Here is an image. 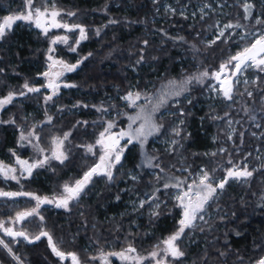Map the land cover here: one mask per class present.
I'll return each mask as SVG.
<instances>
[{"label": "trees", "instance_id": "obj_1", "mask_svg": "<svg viewBox=\"0 0 264 264\" xmlns=\"http://www.w3.org/2000/svg\"><path fill=\"white\" fill-rule=\"evenodd\" d=\"M168 1L184 0H54L55 7L65 11V14L76 11L75 16L66 14L64 19L79 23L88 30L87 40L73 46L76 51H70L69 47L62 49V57L69 63L83 59L79 69L69 78L76 84V89H68L58 98L62 108L57 113L50 112L53 116L51 122H44L37 129L40 143L46 148L51 146L54 137L72 132L66 143L70 157L64 163L52 161L36 170L31 178L19 183L0 178V191L34 192L43 197L61 194L65 184L82 179L84 173L96 164L99 152L97 157L88 155L82 146L96 142L102 131L101 119L94 117L89 109L68 114L72 100L96 105L112 97L113 111H116L127 108L121 104L117 94L125 95L131 91L138 78L139 91L157 93L170 80L179 82L207 71L209 76L203 79V83L193 81L188 85L187 92L173 97L155 113L156 122L163 127L160 133L149 139L147 146L159 157L155 163L160 161L161 165L152 169H156L159 175L165 173L185 178L189 173L181 169L190 168L195 173L203 167L205 170L216 168L214 176L218 179L225 177V170L232 167L229 159L233 164L242 166L249 162L250 171L256 169L259 161L261 164L253 171V176L247 178V182L229 179L224 190H218L216 199L207 206L205 220H198V227L186 230V234L177 241L185 255L174 261L171 257L168 259L172 264H254L264 255V72L247 73L251 82L237 88L239 100L233 103L235 109L227 102H222L218 107L211 105L205 98L210 77L241 47L234 39L233 44L221 41L212 46L204 44V41L208 36L207 24H213L216 20L225 25H240L227 29L228 35L234 32L233 38L242 30L247 29L248 33L255 29L264 30V23H256L258 18L264 20V0H249L248 3L254 7L247 19L244 3L230 5L223 13L215 3L204 21L198 19L202 14L171 17L173 13L163 7ZM187 1L191 5L194 3V0ZM52 2L48 0L49 8ZM42 4L43 0H37V6ZM22 7V0H0V22L3 17ZM113 20L116 23H110ZM211 32L214 35L215 28ZM52 35L30 31L26 24L18 22L0 40V68L4 69L0 73V98L9 91L24 90L21 86L25 81L33 85L37 74L46 65ZM144 41L148 42L147 45ZM137 72L139 75H136ZM256 75L259 79L254 82ZM151 82L152 85H149ZM248 90L252 92L251 97ZM43 97L42 94L28 95L24 103L13 101L2 112L0 159L3 152L11 155L10 148H16L19 126L25 123L26 114L36 109L37 103L43 102ZM176 100L180 101L179 105H173ZM177 108L182 109L184 114L162 117L165 110ZM232 116L241 118V125L231 143L227 119ZM179 117L184 122L179 125L183 129V139L179 137L182 147L177 145L173 152H169L158 146V153H154L153 139L173 137L171 130L177 127ZM9 120H15V123H8ZM119 122L125 125L127 120L121 118ZM222 145L226 146V151L212 156V151ZM257 150L260 152L259 159ZM132 152L133 155L130 154ZM138 163L139 153L130 148L115 169L114 179L109 181L103 175H94L80 198L71 201L68 210L41 206L38 214L17 221L16 214L30 211L36 201L20 198L16 201L0 196V222L6 228L16 226L17 229L13 231H24L29 237L27 240L23 237L13 239L0 230L2 239L23 264L71 263L70 257L61 260L52 252L47 237L34 239L41 232H47L60 251L76 253L81 264H100L98 260L89 258L99 256L101 249L105 253L120 252L129 244L136 248L138 254L149 255L157 243L177 229L182 210L176 206L177 201L170 197L174 188L163 189V181L151 175L148 168L140 170ZM133 169H139L138 180L129 177ZM156 188L161 191L156 192ZM148 196H152L149 201L153 204L160 203L158 217L150 215L151 205L148 203L139 210L128 208L129 201L146 199ZM154 196L159 200H154ZM0 264L18 262L0 246ZM143 264H154V261L148 259Z\"/></svg>", "mask_w": 264, "mask_h": 264}, {"label": "snow or ice", "instance_id": "obj_2", "mask_svg": "<svg viewBox=\"0 0 264 264\" xmlns=\"http://www.w3.org/2000/svg\"><path fill=\"white\" fill-rule=\"evenodd\" d=\"M23 8L18 10L14 14L7 15L3 17L2 22H0V40L4 39L9 31H11L13 24L17 21H26L30 23H34L36 28L42 29V32L45 36L48 35V32L52 28H64L67 31L71 32L74 30H79V39L74 41L75 45H79L81 40L87 39L86 29L79 25L73 24L69 25L67 23H61L57 18L61 17L62 10H58L55 7L54 0L52 2L51 8H49L48 0H43L42 6H37V0H22ZM254 5L248 3L245 0L243 4L244 12H245V19H247L252 14V9ZM69 16H74V12L66 13ZM110 23H116V21H110ZM257 24L264 23V20L257 19ZM233 27H240L239 24L233 25L231 23L224 26L225 29H230ZM97 34H99V30H97ZM220 36H224V30L220 31ZM179 39L183 40V37ZM50 43L55 45L57 43L62 44H69V37L65 36H56L54 39H51ZM147 41H144V44L147 45ZM70 51H76V48L72 45H69ZM54 49L50 47L48 49L49 55L48 59L52 61V65H59L61 70L54 73V78H50L46 84V87L52 89V95H48L45 97V101H50L53 99V95H55L60 88V84L56 81L59 77L63 76L65 72H72L74 71L78 64H68L62 60H53L52 53ZM264 34L260 35L250 46L243 48L242 51L238 52L236 55H233L229 58L228 61L220 65V71L213 73L212 75L219 80L221 73L228 67V65H232L233 67V75L236 73L243 72L246 68L254 67L261 72H264ZM141 60H143V56H141ZM233 61L235 64L233 65ZM79 63V62H78ZM140 63V61H137ZM52 65H49L51 68ZM4 69L0 68V73H2ZM45 77H49V72H44L42 74ZM209 73L207 71L200 73L196 76H189L185 79L176 82L174 80L168 81L166 85L162 87L161 92L156 96L155 102L153 103L152 98L148 97L147 95L137 91L131 92L129 91L122 99L128 102L129 107L137 106L140 108V113H137L136 116H129L128 119L130 123L128 124L127 130L120 129L118 132H112V129L117 127L115 121H108L106 123V127L104 131L99 134L94 145L89 144L86 145V150L93 155L97 153L94 149L98 148L99 155H98V162L92 166L89 171L84 173L82 179L76 180L73 185L65 184L63 186V191L58 198L54 200L48 198H41L39 196H34L32 193H10V192H2L0 191V196L12 197L17 195H25V196H32L33 199L36 200V207L31 209L27 212H18L16 214V220H22L27 216H32L37 214V210L39 209L40 205L43 203H54L57 207H63L67 209L71 201L78 200L81 194L84 192L85 186L92 180L94 175H103L109 181L114 179L113 169L116 168L117 165L121 164L123 154L128 145L133 144L134 142L139 144L141 148L142 155L144 159L142 160V165L147 167H159V164L153 165V160H158L159 157L151 156L147 152H144V145L148 141L150 136H154L160 133L163 125L157 124L154 119L155 113L159 112L162 107H165L169 100L173 97H180L185 92L188 91V85H190L193 81L198 83H203V79L208 77ZM247 83V81H245ZM227 85V86H225ZM76 85L64 84V87H75ZM22 89L19 92L9 91L8 94L2 98H0V110H3L7 105L13 103L14 99L17 96H25L28 93H37L40 92V88L30 86L28 81H25L24 84L21 86ZM221 87L223 88V95L226 99H232V85L227 81H222ZM144 96V99L152 105L151 111L147 115H142L144 113L146 105H137V101ZM248 96H252V92H248ZM176 104H179V100L175 101ZM191 103V101H189ZM97 111H107L106 109L97 108ZM183 111L180 112V115H183ZM227 116L228 113H225ZM220 117H212V119H218ZM255 119V117H253ZM52 117H48V122H51ZM141 121L139 126L133 128V124L136 121ZM3 123V121H0ZM8 123H15V120H9ZM81 123V122H78ZM87 123V122H83ZM184 122L183 120L180 121V125ZM231 121H229V124ZM172 134L175 137H181V132L183 129L177 125L172 130ZM71 135L70 132L64 133L63 137H54L52 139V149L51 155L45 156L44 159L37 160L33 163H29L27 160H21L19 157L16 158V163L21 166L22 172H27L30 176L32 174V170L37 167H43L46 163L50 160L55 159L58 160L60 163H63L64 160L67 159V155L65 154L64 144L65 141L69 139ZM30 137H35L36 140H39V136L35 133V131H30L25 135L23 130L20 132V141L29 140ZM241 140L243 138V133H240ZM126 142L124 145H121V140H125ZM183 139V137H181ZM228 139H232V135L229 134ZM172 149H174L177 145H180V141L178 139H173L171 142ZM182 147V145H180ZM33 147L36 149L37 152L43 153L45 149L41 148L39 144H34ZM226 151L225 149L221 148L220 152ZM15 156V152L12 153ZM205 155H208L205 153ZM212 156L217 155V153H211ZM250 155V153H249ZM228 163L232 165V167L226 169V176L220 179L218 182L214 176L216 168H212L210 170L201 169L200 175L198 180H193L191 183H187V178L181 179L180 177L171 178L174 180L172 183H164L163 189L174 188L178 191L175 194V200L177 201L176 206L181 208V218L177 221V229L169 235L167 238L161 240L154 246V250L149 254L148 257H143L139 255H130L132 253H136V248L133 247L131 244L128 245L127 248L122 249L120 252H110L105 253L102 249L100 250L99 256H93L89 259L91 260H98L100 264H111L109 257H116L121 262H132L134 261L135 264H142L144 260H155V264H172V261L168 259L171 257L172 260H177L182 258L185 253L181 250L177 241H180L181 238L186 234V230H192L198 227L196 223L198 220L204 219V213L207 210V206H210V202L214 201L218 195V190L223 191L225 188V184L228 183V180L235 179V180H244L247 182V178L253 176V171L256 169L249 170L247 164H244L243 169L240 168L239 164H233L232 160L229 159ZM163 171V169H161ZM16 169L4 164L0 161V174L4 175L6 178L9 176L10 173H15ZM11 179H17L16 175H12ZM132 179H136V177H132ZM160 177H157L159 180ZM186 185V188H185ZM156 192L161 191L160 188L155 189ZM119 196L116 197L119 200ZM154 200H159L158 197L154 196ZM148 203L151 205L150 215L153 217H158L160 212L158 211L160 208V203H152L148 200H141L139 202V206L137 210L143 208L145 204ZM0 230H3L4 234L7 236L12 237L15 239L16 237H23L24 239H29L28 235L24 231H13L12 228L4 227V223L0 222ZM203 230V229H201ZM41 236H45L48 238L49 245L51 247L52 252L59 257L61 260H64L66 257H70L72 264H81L79 257L74 252L65 253L60 251L56 244L53 242L52 237L47 232H41L39 235L34 237L35 240H39ZM163 245V247H161ZM0 246L5 248L9 254L13 256L18 264H23L20 260L18 255L13 253L9 244L6 243L3 239H0ZM163 253V255H161ZM223 255V253H221ZM159 257V259H157ZM254 264H264V255L260 256Z\"/></svg>", "mask_w": 264, "mask_h": 264}, {"label": "rangeland", "instance_id": "obj_3", "mask_svg": "<svg viewBox=\"0 0 264 264\" xmlns=\"http://www.w3.org/2000/svg\"><path fill=\"white\" fill-rule=\"evenodd\" d=\"M247 2H250V1L247 0ZM215 3L218 5L219 8H221L220 13H223V10L226 9L227 7H229L230 5L231 6H233V5L234 6H239L241 3H245V0H204V1L203 0H194V3L192 5L189 4V1L186 2V0H184L183 2H180V1L179 2L178 1L177 2L168 1L166 4L163 5V7L166 9V11H168L170 13H173L171 15V17H174V15H177V17H186L189 14H191L193 17H195V16H198V15L202 14L201 15L202 17L201 18L199 17L198 19L201 20V21H204V17L209 16L208 12L213 9ZM56 9L61 10L59 8H56ZM16 12H12L10 14H14ZM71 12H74L76 14V11H71ZM64 17H67V15L65 14V11L62 10L61 17L57 18L61 23H67L69 25L79 24V23H72L71 21L69 22L66 19H64ZM70 17H73V16H70ZM258 19H260V18H258ZM18 22L21 23L22 25L26 24L30 31H40L41 33H43L42 29L36 28L34 23H30V22H26V21H17L15 24H17ZM15 24H13V26ZM79 25H81V24H79ZM207 25L208 26H207L206 33L208 34V36H207L206 40L204 41V44H206L208 46H212V45H214L217 42L220 43L221 41H224L226 43H232L233 39H234L235 42L240 44V47H241L240 51H242L243 48H245L247 46H250V44L253 43L260 35L264 34V30H262V29H255L254 31H252L250 33H248V31L246 29V30H242L239 34H237L236 38H233L234 37V32H231L228 35L227 29L224 28L225 24H221L220 20L219 21L216 20V22H214L213 24H207ZM81 26H83V25H81ZM213 28H215V30H216V33L214 35L212 34L213 32H211ZM221 30H224V36H220V31ZM54 32H57V33H54ZM51 33L53 34L51 39H54L56 36H65V35H67L69 37V44L57 43L55 45H52L51 43H49V47L47 48V51H48V49L50 47H52L54 49V51L52 53H50V55H52V57H53V60H62L65 63H68V64H78V66H77V68L74 71L65 72L63 74V76L59 77V79L56 82L60 84V88L58 89L57 93L55 95H53V99L46 102L45 101V97L48 96V95H52V89L47 88L46 84H47V82H48V80L50 78H54V73H56V72L61 70L59 65H52V61H50L48 59V55H49V52H48V54H47V62H46L45 67L43 68V70L41 72H39L37 74V79L35 80V82H33V85H30V86H33V87L40 88V92L28 93L25 96H17L14 99V101L19 100L20 102L24 103L26 98L28 97V95H30V96H35V95L36 96H40V94L44 95V97L42 99L43 102L42 103H37L35 105L36 109L28 112L26 114V117L24 118L25 123H22L19 126V131H18V135H17V145H16V148H10V154L11 155H9L6 152H3L2 155H1L0 161H2L4 164L16 169V172L15 173H10L7 178L4 175L0 174V178L3 179L4 181H14V182H18L19 183L23 179L31 178L36 170L49 165L52 161L59 162L58 160L52 159L48 163H46L43 167H37V168L33 169L32 170V174L30 176L28 175L27 172H23V174L21 175V172L23 170H22L21 166L16 163V158L17 157H19L21 160H27V161H29V163H33V162H35L37 160L44 159L45 156H50L51 155V149L53 147L52 146V142H51V146L50 147H48V148L43 147L41 145V143H40V136H39V133H38L37 129L40 128L43 125L44 122H48V117L51 116L50 112L57 113L58 110H60L62 108L61 103L59 102L58 98L61 95H64L65 94L64 92L68 91V89H71V88H75L76 89V86L75 87H64V84L76 85V84H74L73 82H71L69 80L70 74L74 73L75 71H77L79 69L83 59L82 60H78L75 63H69L64 57H62V49H63V47H69V45H72V46L75 45L74 41L79 39V30L77 29V30L69 32V31H67L64 28H52V29H50L48 34H51ZM86 35L88 37V30L87 29H86ZM51 39H50V41H51ZM86 40L87 39L81 40L79 44L85 42ZM158 45H163V44H158ZM157 48H161V46H158ZM262 55H264V54H262ZM234 64H235V61H233V65ZM49 65H52V67L50 68ZM218 71H220V68L218 69ZM218 71H216V72H218ZM254 71L255 72H261V71H259L258 69L254 68V67H249V68H246L243 72L236 73L235 75H233L232 74L233 73V67H232V65H228V67L221 73L219 80H217L214 76L210 77V79L208 78L210 84L208 86L209 90H208V93L205 96V98L209 102H211L210 104L213 105V106L218 107V105H220L222 102H227L228 105L232 109H235L233 103H235V101L239 100V97H238V95L236 93V90H237L238 87L242 88L243 85H246L247 83L251 82L250 78L247 77V73L254 72ZM44 72H49V77L43 76L42 74ZM136 75H139L138 72L136 73ZM183 79H185V78H183ZM206 79H207V77H206ZM258 79H259V76L256 75V78L253 81L256 82V80H258ZM139 80H140V78L137 79V82ZM225 80L232 81V83H231V85H232V93H231L232 99L231 100L226 99L224 97V95H223V88L221 87V83H222V81H225ZM245 81H247V83H245ZM137 82L132 86L131 92L135 93V92L139 91L137 89ZM150 84L152 85V82L149 83V85ZM161 90H159L157 93H154V92H151V91L150 92H148V91H139V92H141V93L147 95L148 97L152 98L153 103H154L156 96L161 92ZM248 92H250V90H248ZM125 95H122V94H119V93L117 94V96H119L121 104L123 106L127 107L125 109L123 108V109H119V110L113 111L114 99L112 97H110L109 101H101L99 104H96V105H92L91 103H88L87 101H73L72 100L71 101V105L69 104L70 108H69V110H67V113L68 114H72V113L80 112L81 109H85V110L89 109V110H91V112H92L94 117H100V119H101L100 120L101 121L100 124L102 125V128H101L102 131H104V128L106 127V123L108 121H115V123L117 125V127L112 129V132H118L120 129L127 130L128 124L130 123L128 117L129 116H136L137 113H140V108L137 107V106L129 107L128 106V102L125 101L124 99H122V97H124ZM186 98L188 99V96ZM263 102H264V98H263ZM136 103H137V105H146L145 111H144V113H142V115H147L151 111L152 105L149 104L144 99V96H142L141 99L139 101H137ZM179 103H180V101H179ZM11 104L7 105L3 110H0V121H2L1 120L2 112L6 108H8ZM173 105H179V104H176L174 102ZM80 106H82V108ZM97 108L106 109L107 111H97ZM181 111H182V109H179V108H177L175 110L167 109V110H165L162 113V117L164 115H167V116L180 115ZM39 114L41 116H39ZM59 115L61 116L62 113L61 114L59 113ZM51 117L53 118V116H51ZM263 117H264V115H263ZM121 118H126L127 122H126L125 125L122 122L121 123L119 122V120H121ZM27 119H30V122H27ZM181 120H183V119L181 117H179L178 120H177L178 121L177 125H180V121ZM229 121H231L230 124H229ZM84 122H87V121H84ZM140 122L141 121L137 120L136 123L132 125L133 128L138 127ZM155 122H156V120H155ZM25 125L26 126L29 125V127L26 128ZM240 125H241V118H235V117L232 116V117H229L227 119L228 136H229V134L232 135V139L229 140L231 143H232L234 137L236 136V134H237V132H238V130L240 128ZM21 130H23L25 135H27L28 132L34 130L35 133L39 136V140L37 141L35 137H30L29 140L20 141L19 137H20ZM70 133L72 134V132H70ZM154 136H150L148 138V141H149L150 138H153ZM173 139H178L179 140V137H175V136L166 137V138L164 137L162 139L154 138L153 141L151 142L152 146H153L152 150H154V153H156L158 151L157 147L161 146L163 148V151L173 152L174 149H172V146H171V143H170ZM68 140L65 141L64 149H63L65 151V154L67 155V159L64 160V162L68 161V159L70 157L69 156V152H68V150L66 148V143L68 142ZM148 141L145 143L143 151L147 152L151 156H155L152 153V151H150L148 149V146H147ZM125 142H126V138H125V140H121L120 143H121V145H124ZM37 143L39 144V146L41 148L45 149V151L43 153L37 152L36 149L33 147V145L37 144ZM94 144L95 143H93L92 145H94ZM87 145H89V144H87ZM85 146L86 145H83L82 147L84 148V152L86 154L97 157V154L99 152L98 148L94 149V151L97 154L93 155L92 153L87 152ZM130 148L133 149V150H136L139 153L138 167H139L140 170H144L146 168L150 169L151 175H154L155 177H160V179H161L160 181H163V184L164 183H172V182H174V180L171 179V178H174V177H177V176H173L171 174H165V173H163V175H159L160 173L157 172L156 169H152L153 167L150 168V167H147L145 165H142V160L144 159V157L142 155L141 148H140L139 144H137L135 142L133 144H130V145L127 146V148H126V150H125V152L123 154L122 160L124 159L125 155L128 154V150ZM221 148L226 150V146L222 145L220 147H217L215 150H213L212 153L213 152H215V153L220 152ZM13 152H15V156L12 154ZM25 152L27 154L23 155V153H25ZM224 152H220V153H224ZM130 154L133 155V152L130 153ZM259 154H260V152H259V150H257L258 159H259ZM156 156H157V154H156ZM97 159H98V157H97ZM97 162H98V160H97ZM156 163L159 164V167H160V165H161L160 161H158V162L156 161ZM156 163H155V160H153V165H155ZM245 163L247 164V166L249 165V162H245ZM260 164H261V162L259 161V165ZM119 165H117L116 168ZM259 165L256 166V169L259 168ZM239 166H240L241 169H243V167H244V165L243 166L239 165ZM116 168L113 169V173H114ZM139 169L130 170V172H129L130 179H132V177L134 176V177H136L135 180H138V178L140 176L139 175V171H138ZM201 169L202 168H200L195 173L192 172L190 170V168H184V169H181V170L189 173L185 178H187V183H191L193 180H198V177L200 175V170ZM203 169H205V168L203 167ZM12 175H16L17 179H15V180L11 179ZM181 179H184V178H181ZM220 179H222V178L220 177V178L216 179V181L218 182ZM230 180L239 181V180H235V179H231V178H230ZM73 184L71 183L69 185H73ZM185 188H186V185H185ZM177 191H178L177 189L173 190V192L171 193V196H170L171 199L175 200L174 197H175V194H176ZM21 192H23V193H32V192H24V191H21ZM10 193H20V192H10ZM32 194L34 196H38L34 192ZM59 196H60V194L56 193L53 196L52 195L51 196H46V198L54 200L55 198H58ZM39 197L45 198L43 196H39ZM11 198H14V200H16V201H18V198H20L21 200L22 199H27V200H31L33 202L36 201L35 199H33L32 196H25V195L12 196ZM151 199H152V196H148L146 199H144V198H136V199H133V200L129 201L127 203V205H128V208H130L131 210H137V208L139 206V202L141 200H148L149 201ZM36 203L37 202H35L33 208L36 207ZM70 204H71V202H70ZM70 204H69V206H70ZM41 206L48 207V208H56V209L68 210V208L65 209L63 207H57L55 202L54 203H43V204L40 205V207ZM40 207H39V209H40ZM39 209L37 210V214H38ZM203 215H204V219L203 220H205V216L207 215V210H206V212ZM203 220H199V221H203ZM9 227L12 228L13 230L17 229V227L14 226V225H11ZM0 237H1V235H0ZM0 239H2V237ZM130 255H139V256H143V257H148L149 256V255H140L137 252L136 253H132ZM161 255H163V253H161ZM157 259H159V257H157ZM109 260H110L111 264H115L116 262H118L120 264H135L134 261H132V262H121L116 257H109ZM145 261L146 260H144L142 262V264ZM153 261H154V264H155V260H153ZM70 264H72V261H71Z\"/></svg>", "mask_w": 264, "mask_h": 264}, {"label": "water", "instance_id": "obj_4", "mask_svg": "<svg viewBox=\"0 0 264 264\" xmlns=\"http://www.w3.org/2000/svg\"><path fill=\"white\" fill-rule=\"evenodd\" d=\"M228 82L231 84L232 83V81H230V80H228ZM225 86H227V85H225ZM19 221H21V220H19Z\"/></svg>", "mask_w": 264, "mask_h": 264}]
</instances>
